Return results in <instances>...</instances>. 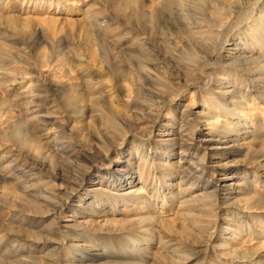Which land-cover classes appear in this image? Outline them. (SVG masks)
<instances>
[{"label":"rangeland","instance_id":"374dc122","mask_svg":"<svg viewBox=\"0 0 264 264\" xmlns=\"http://www.w3.org/2000/svg\"><path fill=\"white\" fill-rule=\"evenodd\" d=\"M0 264H264V0H0Z\"/></svg>","mask_w":264,"mask_h":264},{"label":"bare ground","instance_id":"6f19581e","mask_svg":"<svg viewBox=\"0 0 264 264\" xmlns=\"http://www.w3.org/2000/svg\"><path fill=\"white\" fill-rule=\"evenodd\" d=\"M115 177V176H114Z\"/></svg>","mask_w":264,"mask_h":264}]
</instances>
